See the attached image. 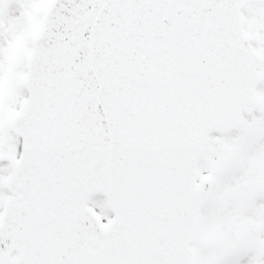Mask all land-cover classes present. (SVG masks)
I'll return each instance as SVG.
<instances>
[{"label": "snow or ice", "instance_id": "1", "mask_svg": "<svg viewBox=\"0 0 264 264\" xmlns=\"http://www.w3.org/2000/svg\"><path fill=\"white\" fill-rule=\"evenodd\" d=\"M0 264H264V0H0Z\"/></svg>", "mask_w": 264, "mask_h": 264}]
</instances>
